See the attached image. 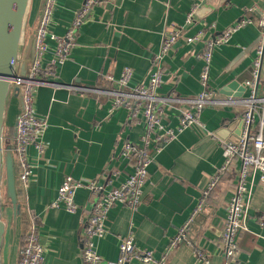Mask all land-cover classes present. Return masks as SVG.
Returning a JSON list of instances; mask_svg holds the SVG:
<instances>
[{
	"label": "crops",
	"instance_id": "0c3cea01",
	"mask_svg": "<svg viewBox=\"0 0 264 264\" xmlns=\"http://www.w3.org/2000/svg\"><path fill=\"white\" fill-rule=\"evenodd\" d=\"M83 0H57L49 25L50 33L62 36L69 28L75 11ZM42 0H29L19 51V66L29 64L33 55V34ZM195 8L192 23L185 27L187 14ZM264 0H102L88 20L79 28L76 46L68 60L57 69L56 85L38 88L34 112L46 118L43 135L46 150L37 156L29 149L33 174L25 189L26 214L38 227L43 248V264H82L79 236L90 214L92 197L88 190L76 191L78 210L69 214L50 204L63 180H94L98 184L107 175L108 186L118 187L132 172L122 156L126 143L139 144L141 124L129 120L125 108L112 109L111 97L100 91L115 89L124 68L132 70L127 88L146 83L152 56L159 50L164 33L183 26L179 39L162 59L160 97L172 92L181 99H192L200 91L203 41L232 26L240 19L250 25L238 30L229 41L212 54L209 86L216 99L233 100L232 104L210 105L200 114V126L181 132L166 143L160 152L152 153L147 168L148 179L142 189L141 202L135 212L116 204L108 212L107 235L95 241L102 264L118 257V238L132 225L134 244L151 251L155 260L164 257L165 264H203L194 252L198 248L207 264H264V182L259 175L248 185L249 209L246 230L237 237V253L226 260L219 250L226 207L233 197L236 175L225 174L209 193L200 209L202 192L223 162L222 143L235 141L240 128L243 107L241 85L251 78V65L262 29ZM199 37L189 43L187 38ZM44 63L51 59L54 43L47 40ZM111 77L112 82L107 78ZM238 81L233 90L226 87ZM264 89V55L259 91ZM178 105L164 106V124L178 123ZM18 101L11 94L6 108L5 126L14 137ZM257 123V121H256ZM255 123V127L257 124ZM264 138V125H263ZM9 227L4 236L1 264H16L23 233L21 220L13 225L10 207H6ZM188 224L193 246L180 244L167 251L177 231ZM26 230V228H25ZM25 232V231H24ZM129 264L142 263L136 260Z\"/></svg>",
	"mask_w": 264,
	"mask_h": 264
},
{
	"label": "built area",
	"instance_id": "2783aa9c",
	"mask_svg": "<svg viewBox=\"0 0 264 264\" xmlns=\"http://www.w3.org/2000/svg\"><path fill=\"white\" fill-rule=\"evenodd\" d=\"M57 0H44L36 30L33 34V55L27 66L25 74L17 73L11 81V93L20 97L18 113L15 120V136L11 139V152L15 164L16 184L21 197H24L25 189L33 174V164L29 158V149L33 148L37 156L43 155L46 150V142L43 135L47 128L46 118L36 116L34 112L35 97L38 88L42 85H56L54 79L58 67L62 66L69 58L71 51L76 46L79 28L88 20L92 9L100 5L102 0H83L81 6L75 11L71 24L62 36H57L49 31L51 16ZM195 8L185 17V27L193 20ZM248 19H240L232 26L212 35L203 41V53L201 55L202 68L199 75L201 91L192 99H181L172 92L166 97H160L158 90L162 86V59L170 51L173 45L181 39L183 26L171 29L164 33L159 50L152 56L151 71L146 83L136 85L129 90L128 81L132 70L124 68L121 77L116 81V88L110 91H100L111 97L112 109L125 108L134 124H141L143 134L139 144L126 143L122 150V156L131 164V174L118 186H108L107 175L102 177L105 181L98 184L94 180H74L67 177L63 180L57 191V196L51 202L50 207L61 208L69 214H74L78 206L74 202V196L78 189L89 191L91 200L90 214L84 222L80 232V250L82 264H102V258L97 253L95 241L107 235L105 222L109 210L116 204L135 212L140 205L142 189L147 182V168L152 162V153L160 152L162 147L177 138L185 129L200 126V114L210 105L232 104L233 100L219 101L215 91L209 86V74L212 54L215 48L225 45L230 37L238 30L250 25ZM262 29L260 40L255 48V57L251 65V78L244 82L248 91L247 95L239 101L243 110L240 115V128L235 141L221 144L224 156L222 166L217 169L202 192V198L198 209L209 193L217 186L219 180L228 172L234 170L236 183L233 197L230 199L224 218V224L219 240V250L226 260L232 259L237 253V237L241 231L246 230V219L249 209L248 185L250 179L259 175L264 182V89L260 94L259 78L262 58L264 55V17L258 23ZM47 40L54 43L51 59L44 63V56L48 50ZM199 37L187 38L193 43ZM112 82V78H107ZM177 103L178 123L175 127L164 124V106ZM257 121V123H256ZM255 123L257 126L255 127ZM259 225H264V216L259 217ZM188 224L181 227L170 240L168 250L176 248L180 244L193 246L188 236ZM118 257L115 261L106 264H129L136 260L142 263L165 264V253L162 259L155 260L151 251L140 250L134 244V232L132 225L126 234L118 238ZM194 252L197 259L203 264L208 261L203 253L196 247ZM43 248L39 242L38 227L30 220L26 231L22 234V246L18 250L16 264H43ZM224 264H228V261Z\"/></svg>",
	"mask_w": 264,
	"mask_h": 264
},
{
	"label": "water",
	"instance_id": "95a60500",
	"mask_svg": "<svg viewBox=\"0 0 264 264\" xmlns=\"http://www.w3.org/2000/svg\"><path fill=\"white\" fill-rule=\"evenodd\" d=\"M43 2L44 0H42L40 8H42ZM28 5L29 0H0V264L1 250L6 232V224L2 220L1 210L2 190L4 189L5 191V201L10 204L13 225L19 221L21 203L24 202L23 199L21 203L18 200V187L11 144L4 146L3 130L7 103L12 94L11 81L15 79L18 72L22 75L25 74L28 66L27 63L22 66L18 65ZM236 86H240L238 81L230 83L225 90H233ZM245 90L246 88L241 85L239 89L241 94L237 95V97H242ZM13 95L16 97L15 94ZM17 101L18 105H20V97H18ZM13 136H15V126Z\"/></svg>",
	"mask_w": 264,
	"mask_h": 264
},
{
	"label": "trees",
	"instance_id": "16d2710c",
	"mask_svg": "<svg viewBox=\"0 0 264 264\" xmlns=\"http://www.w3.org/2000/svg\"><path fill=\"white\" fill-rule=\"evenodd\" d=\"M11 137H12V131L10 129H7L6 127H4V130H3V144H4V146L7 144H11ZM17 195H18V200L21 203L22 197H21V192L19 190H17ZM21 204H22V206H21L20 211H19V220H21V224H22L23 229H24L23 233H24L25 228L27 227V224L29 223V216L26 214L24 203H21ZM7 206L10 207V204H9V202L5 201V191L3 189L2 190V204H1L2 212L4 211V209ZM21 246H22V235H21V239H20V247Z\"/></svg>",
	"mask_w": 264,
	"mask_h": 264
},
{
	"label": "rangeland",
	"instance_id": "374dc122",
	"mask_svg": "<svg viewBox=\"0 0 264 264\" xmlns=\"http://www.w3.org/2000/svg\"><path fill=\"white\" fill-rule=\"evenodd\" d=\"M37 23H38V21H37ZM36 27H37V25H36ZM36 30V28L34 29V31ZM16 69H18V67H16ZM2 220L4 221V223L6 224V230H7V228L9 227V223H8V221H7V217H6V212L5 213H3L2 212ZM8 226V227H7ZM26 231V230H25Z\"/></svg>",
	"mask_w": 264,
	"mask_h": 264
},
{
	"label": "flooded vegetation",
	"instance_id": "af4514ba",
	"mask_svg": "<svg viewBox=\"0 0 264 264\" xmlns=\"http://www.w3.org/2000/svg\"><path fill=\"white\" fill-rule=\"evenodd\" d=\"M19 248H20V246H19ZM2 253V252H1Z\"/></svg>",
	"mask_w": 264,
	"mask_h": 264
}]
</instances>
